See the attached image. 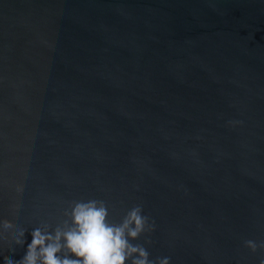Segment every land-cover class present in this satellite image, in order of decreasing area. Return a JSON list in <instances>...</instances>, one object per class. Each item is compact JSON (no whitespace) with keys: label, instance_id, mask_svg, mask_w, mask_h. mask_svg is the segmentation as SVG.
Listing matches in <instances>:
<instances>
[{"label":"water","instance_id":"95a60500","mask_svg":"<svg viewBox=\"0 0 264 264\" xmlns=\"http://www.w3.org/2000/svg\"><path fill=\"white\" fill-rule=\"evenodd\" d=\"M92 199L152 261L261 264L264 0H0V264Z\"/></svg>","mask_w":264,"mask_h":264},{"label":"clouds","instance_id":"9594fccd","mask_svg":"<svg viewBox=\"0 0 264 264\" xmlns=\"http://www.w3.org/2000/svg\"><path fill=\"white\" fill-rule=\"evenodd\" d=\"M141 206L128 211L122 223L108 221L109 211L102 200L74 201L66 211L67 220L50 231V225L36 228L27 253L20 261L8 260L7 264H170V258L149 259L143 245L133 244L148 228V217L142 214ZM12 224L3 221V229L10 230ZM148 230H152L148 228ZM20 231V237H24ZM17 244L24 240L17 238ZM253 252L264 248L253 240L245 241ZM74 257V258H73ZM264 264V260H261Z\"/></svg>","mask_w":264,"mask_h":264}]
</instances>
